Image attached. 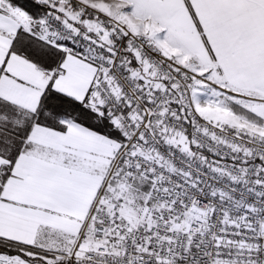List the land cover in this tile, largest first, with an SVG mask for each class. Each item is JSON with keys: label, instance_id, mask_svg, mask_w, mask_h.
<instances>
[{"label": "snow or ice", "instance_id": "6c2138e0", "mask_svg": "<svg viewBox=\"0 0 264 264\" xmlns=\"http://www.w3.org/2000/svg\"><path fill=\"white\" fill-rule=\"evenodd\" d=\"M0 264H264V0H0Z\"/></svg>", "mask_w": 264, "mask_h": 264}]
</instances>
